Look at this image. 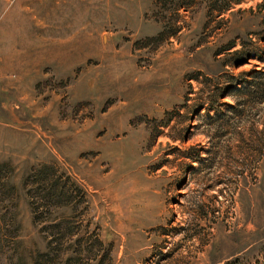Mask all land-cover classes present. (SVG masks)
<instances>
[{"label":"rangeland","instance_id":"rangeland-1","mask_svg":"<svg viewBox=\"0 0 264 264\" xmlns=\"http://www.w3.org/2000/svg\"><path fill=\"white\" fill-rule=\"evenodd\" d=\"M0 264H264V0H0Z\"/></svg>","mask_w":264,"mask_h":264},{"label":"trees","instance_id":"trees-1","mask_svg":"<svg viewBox=\"0 0 264 264\" xmlns=\"http://www.w3.org/2000/svg\"><path fill=\"white\" fill-rule=\"evenodd\" d=\"M164 30H161L160 32H159V34H158V36H162L163 34H164Z\"/></svg>","mask_w":264,"mask_h":264}]
</instances>
